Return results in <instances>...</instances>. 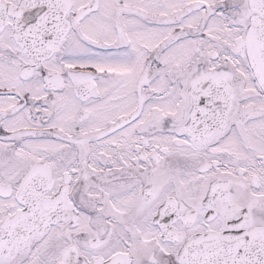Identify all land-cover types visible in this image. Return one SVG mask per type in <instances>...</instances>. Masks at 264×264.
Segmentation results:
<instances>
[{"label":"snow or ice","instance_id":"1","mask_svg":"<svg viewBox=\"0 0 264 264\" xmlns=\"http://www.w3.org/2000/svg\"><path fill=\"white\" fill-rule=\"evenodd\" d=\"M0 264H264V0H0Z\"/></svg>","mask_w":264,"mask_h":264}]
</instances>
